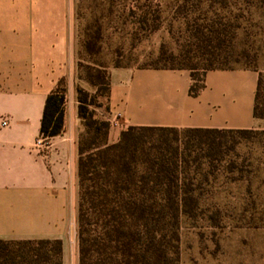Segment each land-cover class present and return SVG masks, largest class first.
Instances as JSON below:
<instances>
[{"label": "trees", "instance_id": "trees-1", "mask_svg": "<svg viewBox=\"0 0 264 264\" xmlns=\"http://www.w3.org/2000/svg\"><path fill=\"white\" fill-rule=\"evenodd\" d=\"M140 1L135 3L142 12L138 24L157 30L160 17L149 8L150 0ZM172 3L190 26V41L178 54L162 47L155 63L141 68L189 71L191 97L205 89L209 71H256L253 116L264 120V75L252 67L258 59L257 37L264 36V0ZM102 4L112 9L117 0ZM130 11L135 12L132 7ZM103 25L100 18H92L80 33L77 78L96 93L77 85L83 126L78 138L79 264H179L181 222L199 217L204 184L221 170L228 175L241 172L239 146L264 130L131 126L110 143L112 123L97 114L98 97L106 99L110 93L109 71L98 61ZM241 63L245 65L237 68ZM66 104L63 77L47 95L40 121L39 138L48 144L64 133ZM0 264H63V242L0 239Z\"/></svg>", "mask_w": 264, "mask_h": 264}, {"label": "crops", "instance_id": "crops-1", "mask_svg": "<svg viewBox=\"0 0 264 264\" xmlns=\"http://www.w3.org/2000/svg\"><path fill=\"white\" fill-rule=\"evenodd\" d=\"M76 0H0V239H59L63 264L78 251L79 31ZM99 116L110 143L131 126L242 130L253 116L258 72L209 71L191 97L187 70L111 68ZM67 79L64 133L37 149L47 95ZM7 121L6 127L2 122Z\"/></svg>", "mask_w": 264, "mask_h": 264}, {"label": "rangeland", "instance_id": "rangeland-1", "mask_svg": "<svg viewBox=\"0 0 264 264\" xmlns=\"http://www.w3.org/2000/svg\"><path fill=\"white\" fill-rule=\"evenodd\" d=\"M136 1L140 0H117V5L109 9L102 0H76L79 39L92 18L104 22L103 52L98 61L108 71L116 65H153L162 47L178 54L190 41V26L177 14L172 0L147 3L160 17L155 31L138 24L142 12L136 9ZM131 7L135 12L130 11ZM257 52L258 59L252 67L264 75V36L257 37ZM77 85L96 93V88L85 81H78ZM98 101L99 116L105 100L98 97ZM260 123L255 129L262 131L264 120ZM236 159L243 170L230 175L221 170L210 177L204 184L199 217L182 219L179 264H264V135L242 143ZM75 246L73 240L66 264H77Z\"/></svg>", "mask_w": 264, "mask_h": 264}, {"label": "built area", "instance_id": "built-area-1", "mask_svg": "<svg viewBox=\"0 0 264 264\" xmlns=\"http://www.w3.org/2000/svg\"><path fill=\"white\" fill-rule=\"evenodd\" d=\"M115 124H116V122L112 123V126ZM7 125H8L7 121L2 122L3 127H6ZM49 145H50V143L48 144L47 142H45V140L40 139V138L36 142V148L37 149H44V148L49 147Z\"/></svg>", "mask_w": 264, "mask_h": 264}]
</instances>
